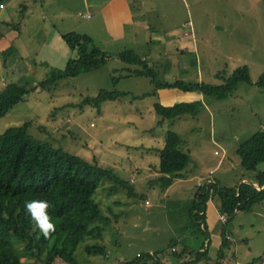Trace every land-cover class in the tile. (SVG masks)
Instances as JSON below:
<instances>
[{
  "label": "rangeland",
  "instance_id": "1",
  "mask_svg": "<svg viewBox=\"0 0 264 264\" xmlns=\"http://www.w3.org/2000/svg\"><path fill=\"white\" fill-rule=\"evenodd\" d=\"M156 1L160 16L152 17L150 23L157 29L177 28L181 33L193 30V36L183 39L184 43L179 40L181 36L168 35L165 51L156 53L158 60L152 61L159 64L154 68L161 80L220 85L224 79L219 73L229 76L239 66L247 65L252 82H240L224 99L205 97V105L197 115L164 119L154 109L155 103L174 105L201 95L177 89L159 90L155 95L151 93L155 88L150 78L122 77L135 65L118 57L123 51L121 46L106 43L96 22L82 18L83 9H87L82 0H4L13 24H19L26 46L22 53L6 54L10 37H0V90L12 80L23 77L37 81V77L42 80L52 71L64 70L68 61L60 62L71 49L60 34L88 31L89 23L97 26L90 32L107 57L98 68L55 82L52 90L34 89L0 118V133L34 121L33 133L53 146L111 169L134 185L137 194L130 196L122 186L111 190L113 181L108 178L102 182L98 189L100 206L111 222L102 239L89 237L79 245L76 254L81 264H124L149 251L158 254L160 264H183L190 259L188 253L179 257L173 253L174 248L181 250L182 242L194 233L206 237L197 233L191 217L197 186L200 182L199 187L208 184L203 177L215 168L213 177L230 187L254 177L241 165L237 148L253 134L264 131V87L257 84L264 74L263 0ZM23 4H27L26 9ZM3 29L0 28L2 32L8 30L6 26ZM50 46L59 49L61 60L33 61L37 55H50ZM127 48L143 55L151 46L135 43ZM20 54L24 56L21 64ZM103 89L128 94L104 101L100 108L84 102L86 96H95ZM170 136L182 140L190 161L184 176L165 187L156 168L160 163L157 148ZM211 200L215 205H208L206 214L211 238L209 245L205 243L210 259L192 264H248L258 257L261 260L257 264H264V204L249 212H237L225 223L219 196ZM224 227L229 242L223 247L222 258L219 251ZM14 243L17 249L23 246L21 242ZM87 244L103 245L107 253L88 254ZM22 258L23 264H33L32 259ZM54 264L65 262L58 258ZM147 264H155V260Z\"/></svg>",
  "mask_w": 264,
  "mask_h": 264
},
{
  "label": "trees",
  "instance_id": "2",
  "mask_svg": "<svg viewBox=\"0 0 264 264\" xmlns=\"http://www.w3.org/2000/svg\"><path fill=\"white\" fill-rule=\"evenodd\" d=\"M2 4L4 0H0V5ZM23 6L27 8V4ZM3 25L8 30L19 29L13 22H0L3 31L1 27ZM2 30L0 37L6 36V32ZM62 38L72 51L65 69L52 71V74H47L42 80L37 78V81H30L22 77L6 83L0 90V118L8 114L17 103L24 101L34 89L41 87L40 90L43 91L52 90L55 82L76 77L80 72L98 68L107 61L104 52L89 35L72 31L62 34ZM16 52L18 51L14 45L5 50L6 54ZM118 57L126 64L135 65L134 68H130V73L121 76L136 75L150 78L155 88L151 93L155 95H158L159 90L177 89L184 93L196 92L203 95L204 99L205 97L224 99L240 82H252L247 65L239 66L229 76H226V72L219 73L218 76L224 79L220 85L205 82L186 84L180 79L174 82L161 80L155 68L144 59V56L132 49L121 51ZM118 78L120 76L116 77V80ZM257 84L264 87V74L260 76ZM127 94L125 91L103 89L95 96H86L84 102L100 108L104 101ZM204 99L197 98L174 105L157 102L154 109L164 119L189 113L197 115L205 105ZM34 126V121H26L0 133V264H23L22 257L32 259L33 264H54L58 258L65 264H81L76 254L79 245L89 237L102 239L111 222L108 213L100 206L98 189L102 182L108 178L113 181L111 190L122 186L128 190L130 196L137 193L132 183L122 179L113 170L55 147L33 133ZM237 153L241 157V165L252 171L254 177L244 179L242 183L231 187L220 186L214 178L212 183L198 187L195 193L198 196L193 200L191 217L197 226V233L202 232L206 236L207 245L210 244L211 237L206 221V208L212 197L219 196L220 209L228 216V221L237 212H249L254 206L264 202V188L256 187V184L264 186V131L242 141ZM159 155L160 163L157 168L162 174L159 180L167 187L175 178L184 176L190 154L183 150L179 137L170 136L165 139ZM32 200H44L50 205L48 214L56 225V230L47 239L34 231L31 217L26 214L25 203ZM226 233L224 227L220 257L223 256V247L229 242ZM15 241L23 243L21 249L16 248ZM85 250L88 254L107 253L105 247L100 244H87ZM173 253L179 257H184L188 253L190 259L183 264L197 263L204 259L208 262L210 259L208 247L194 249L184 242L181 250ZM148 260H155V264H160L158 254L151 251L143 252L124 264H147ZM260 260L261 257H258L248 264H257Z\"/></svg>",
  "mask_w": 264,
  "mask_h": 264
},
{
  "label": "crops",
  "instance_id": "3",
  "mask_svg": "<svg viewBox=\"0 0 264 264\" xmlns=\"http://www.w3.org/2000/svg\"><path fill=\"white\" fill-rule=\"evenodd\" d=\"M82 1L84 2V6L87 8V9H83L84 15L82 18L88 21H92L94 22V24L96 22L98 24V27L100 26L101 35L104 36L106 40L108 41V42L105 41L106 43H111L113 45H120L121 46L120 50L130 49V48H127L128 45H133L135 43H142V45L151 46V48L147 50L146 51L147 53L143 54V56H144V59H146L153 67L159 65L158 63H154L152 60L154 59L158 60V58L155 56L156 53L165 51L166 44L168 43V40H167L168 35L170 37L181 36V38H179L180 42H183V39H188L189 37H191V35L193 36V32H192L193 30H191L190 32L186 30L183 32L182 30V33H181L177 28H171L169 31H166V30L159 29V28L157 29L156 26L152 25L150 23L151 18L153 17V18L159 19V16H160L158 15L160 13V8L156 0H138V1H135V0H82ZM13 21L14 20L11 18L10 13L6 10L5 5L4 4L0 5V22L11 23ZM94 24L89 23L86 26L89 30L84 31L82 33L89 35L93 39L94 43L98 45L99 43L96 41L94 34L90 32L96 29L97 26L95 27ZM16 25H19V24H16ZM5 32H6V35L10 37L9 45H14L16 50L22 53L24 51V46H26V42L21 38V33H19L20 27L19 29L13 28ZM59 34L58 36L60 37L61 35L60 39L62 40V42H65L62 38V34L60 35ZM8 36H5V38H7ZM108 45L112 46L110 44ZM159 46L162 49H158ZM49 50H50L49 51L50 55L46 54L43 58H40L37 55L36 59H34V56H32L34 59L33 61H37L38 59L41 61L46 60V61H50L51 63H55L56 60L62 59V57L58 54L59 49L57 47L50 46ZM62 50L64 53L67 52L65 47H62ZM70 55L72 56L71 50H70V54L66 53L65 58L60 63L62 62L65 63V61L67 62L71 58ZM20 56L21 57H18L19 62H20L19 64H21V62L24 61V56H22L21 54ZM35 67H38V65H35ZM163 75H166V73H164ZM197 98L204 99V96L201 95L200 97H197ZM162 147H158L157 150L159 151ZM212 170H216V169L213 168ZM155 174L157 175V171L155 172ZM215 179L220 183V186H227L221 183V181L218 180L217 178ZM212 202L214 201L210 199L207 204L206 214H207L208 205H213V206L215 205V203H212ZM218 206L220 207V205ZM208 224L209 223L207 221V225ZM191 233L193 234L192 231ZM206 241L207 240L205 239L203 235H199V234L196 235L194 233L192 236H190L189 240L185 241L184 243L187 246L189 245L192 247L195 246L194 249H201L202 247L205 246Z\"/></svg>",
  "mask_w": 264,
  "mask_h": 264
},
{
  "label": "clouds",
  "instance_id": "4",
  "mask_svg": "<svg viewBox=\"0 0 264 264\" xmlns=\"http://www.w3.org/2000/svg\"><path fill=\"white\" fill-rule=\"evenodd\" d=\"M49 207V203L44 200H32L25 203L26 214L31 217L34 231L42 234L46 239L56 230V225L48 214ZM174 250L176 251L175 248Z\"/></svg>",
  "mask_w": 264,
  "mask_h": 264
},
{
  "label": "built area",
  "instance_id": "5",
  "mask_svg": "<svg viewBox=\"0 0 264 264\" xmlns=\"http://www.w3.org/2000/svg\"><path fill=\"white\" fill-rule=\"evenodd\" d=\"M213 172H214V170L211 171V173H213ZM211 173L208 174V177L205 176V177L203 178V179H205V181H206L208 184H210V183H212V182L214 181V177H213V175H212ZM200 185H201V182L199 183V186H200ZM256 187H257L258 189H263V188H264V186H260L259 184H256ZM221 218H222L223 222H225V223L228 221L227 215H225V214H222V215H221Z\"/></svg>",
  "mask_w": 264,
  "mask_h": 264
}]
</instances>
